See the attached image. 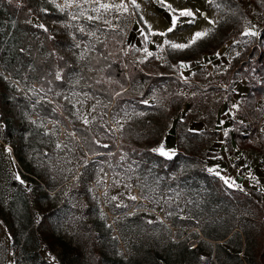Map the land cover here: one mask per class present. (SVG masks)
I'll return each instance as SVG.
<instances>
[{
  "label": "trees",
  "instance_id": "1",
  "mask_svg": "<svg viewBox=\"0 0 264 264\" xmlns=\"http://www.w3.org/2000/svg\"><path fill=\"white\" fill-rule=\"evenodd\" d=\"M221 1L232 8L233 20L217 43L196 48L194 58L214 55L228 41L240 38L245 29L247 11L240 0ZM43 3L44 0H0V68L23 86H10V80L0 72V141L11 147L19 174L31 184L27 192L20 182L11 181L25 195L27 209L22 223L26 238L18 252L24 250L28 256H20L16 264H48L40 256L41 246L49 251L57 247L66 249L54 228L52 205L58 188L66 181L55 176L48 160L26 162L28 140L34 139L31 115L57 121L67 130L71 129L69 138L83 155L80 172L72 184L79 194H85L86 187L96 180L98 161L123 158L137 165L143 179L154 180L160 192L180 189L200 197L194 213L199 222L206 224L207 230L194 246L188 240L164 241L159 233L146 226L142 249L126 258L109 260L97 233L85 225L89 247L85 253L78 252L77 260L83 259L84 264H264V198L259 191L231 188L221 177L208 171L206 148L210 143L208 136L214 137L212 127L202 132L191 130L193 116L188 112L176 124V154L167 158L154 151L165 121L176 117L190 101L181 92L188 83L173 73L157 71L158 61H135L127 57L125 52L129 53L130 49L124 45V34L118 31H107L95 40L88 55L79 62L77 46L85 45L89 35L79 26L70 25L68 13L45 11ZM33 19L47 27L36 26ZM246 52L248 56L237 65V74L247 80L249 91L240 98L238 112L250 123L255 137L243 134L242 124L233 123V143L245 151L260 150L264 145L262 137L257 142L252 140L256 138L262 116L258 104L264 101V30ZM74 88L101 100L111 115L121 112L127 104L149 111L128 121L118 135L100 121L91 128L70 123L68 116L73 106L64 101L63 94ZM155 94L162 103L147 106L146 101ZM198 100L199 95H195L192 107L198 106ZM42 150L41 147L39 151ZM89 157L92 158L87 161ZM6 174L0 152V177ZM138 216L147 217L144 213ZM9 230L17 244L12 224Z\"/></svg>",
  "mask_w": 264,
  "mask_h": 264
},
{
  "label": "rangeland",
  "instance_id": "2",
  "mask_svg": "<svg viewBox=\"0 0 264 264\" xmlns=\"http://www.w3.org/2000/svg\"><path fill=\"white\" fill-rule=\"evenodd\" d=\"M240 2L247 11L241 37L228 41L217 53L203 58H194V50L217 43L233 20V11L227 2L164 0V4H161L160 0H135L133 4L132 0H44L43 9L68 13L70 25L79 26L89 35L90 40L85 45L77 46L79 52L76 57L79 62L88 55V49L95 40L102 38L107 31H118L124 34V45L130 49L129 53L125 52L127 57L135 61H158L160 67L156 68L157 71L173 73L187 82L188 86L181 92L190 101L176 117L165 121L160 142L154 151L160 154L157 149L163 147L166 152L176 154V124L190 112L193 116L189 125L191 130L202 132L212 127L214 137L208 136L210 143L206 148L208 171L212 169L210 173L224 181L228 180L226 184L231 185V188L259 191L264 198V145L260 150L245 151L237 149L233 143V123L236 121L243 125V134L255 137L250 123L238 112L241 109L239 100L249 91V84L237 74V65L248 56L246 49L259 39L264 30V0ZM121 5L126 6L127 10ZM167 5L175 10L190 9L194 13V21L188 23L190 18L180 17L174 31L169 32L173 12ZM33 23L43 29L47 27L36 19H33ZM196 32H206L207 35L184 50L170 47L171 43L189 44ZM246 32L256 35H246ZM148 52L152 55H148ZM179 57L183 60L177 62ZM0 72H3L1 68ZM3 76L10 80V86L15 84L19 88L23 87L18 80H12L8 73L3 72ZM29 93L38 96L36 92ZM195 95H199L206 104L198 100V106L192 107ZM63 99L73 106L68 116L70 123H82L91 128L96 121H100L107 129L108 124L116 135L128 121L144 116L149 111L127 104L121 112L111 115L101 100L92 99L76 88L65 92ZM218 101L219 105L216 104ZM159 103L162 100L156 94L146 101L147 106ZM258 107L262 116L256 129V138L252 139L255 142L260 137L264 138V101ZM30 119L34 139L28 140L26 162L29 159L35 163L48 160L55 176L66 181L52 200L54 228L57 236L66 244V249L57 247L49 251L41 246L40 256L48 264H84L83 259L77 260L76 255L79 251L87 252L89 247L90 240H86L89 232L85 231V225L97 233L109 260L126 258L130 253L142 249L143 229L146 226H150L154 233H159L164 241L170 238L188 240L189 245L194 246L198 239L203 238L207 226L202 220L199 222L194 213L200 197L186 194L180 189L160 192L154 180L143 179L137 165L125 162L123 158L98 161L96 180L86 187L85 194H79L72 184L80 172L83 155L69 138L71 129L67 130L57 121L38 118L36 115H31ZM85 119L88 123H84ZM41 147L42 152L39 151ZM0 152L8 172L0 177V209L3 208V216L0 217V264H16L23 255L28 256L24 250L18 252L26 238L22 223L26 219L27 209L25 195L18 192L11 181L22 180L23 183H20L27 192L31 184L19 174L20 168L13 151L3 141H0ZM140 213L147 217L139 218ZM11 224L17 234V244L9 230Z\"/></svg>",
  "mask_w": 264,
  "mask_h": 264
},
{
  "label": "snow or ice",
  "instance_id": "3",
  "mask_svg": "<svg viewBox=\"0 0 264 264\" xmlns=\"http://www.w3.org/2000/svg\"><path fill=\"white\" fill-rule=\"evenodd\" d=\"M132 2H133V4H135V0H132ZM160 3L164 4V0H160ZM102 7L107 8L109 6L108 5H102ZM120 7L124 8L125 11L127 10L126 6H124V5H121ZM137 7H138V5H137ZM167 7L169 9H171V5H167ZM171 10L173 12V15H172L171 21H170L171 26L168 29L169 32L174 31L175 26L177 25L180 17L190 18L188 20V23H192L194 21V18H195L194 13L190 9H183V10L171 9ZM177 11H178V15H176ZM89 19H92V17H89ZM209 23H214V21H209ZM245 34L246 35H253V36L256 35V33H254V32H246ZM159 35H167V33H159ZM206 35H207L206 32H196L193 34L189 44L171 43L170 47H172L174 49L184 50V49L189 48L191 45H194L197 42V40L202 39ZM165 43H169V42L166 41ZM145 51L147 52V49H145ZM148 55L151 56L152 53L148 52ZM84 123H88L87 119L84 120ZM105 147H106V145H105ZM157 151H159L161 155L168 156L169 158H171V156L174 155V153L166 152L163 147H160L159 149H157ZM209 171H213V170L209 169ZM17 178L19 179V177H17ZM20 182L23 183L22 180ZM225 183H229V181L225 180ZM229 186H231V185H229ZM133 199H135V198L133 197Z\"/></svg>",
  "mask_w": 264,
  "mask_h": 264
}]
</instances>
